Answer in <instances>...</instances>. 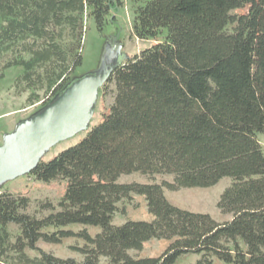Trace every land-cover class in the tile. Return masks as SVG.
I'll use <instances>...</instances> for the list:
<instances>
[{"label": "trees", "instance_id": "1", "mask_svg": "<svg viewBox=\"0 0 264 264\" xmlns=\"http://www.w3.org/2000/svg\"><path fill=\"white\" fill-rule=\"evenodd\" d=\"M113 4L122 6L0 0V79L22 67L15 92L28 93L29 105L50 97L45 109L75 81L88 9L102 29ZM246 5L248 14H231ZM163 29V42L128 57L100 88L115 84L110 113L79 144L41 159L27 174L67 182L59 211L37 218L26 212L28 198L0 187V264H177L188 254L200 257L196 264H264V152L257 139L264 135V0H148L135 18V37L156 39ZM134 173L171 175L173 182H119ZM224 178L233 182L217 208L233 216L229 222L177 207L165 195L211 188ZM133 195L145 198L155 219L115 225V216L125 214L119 204ZM11 224L19 228L15 238ZM73 225L100 232L66 230ZM70 237L86 243L75 248L81 262L37 246ZM153 239L171 241L160 257L129 254ZM27 249L40 256L31 258Z\"/></svg>", "mask_w": 264, "mask_h": 264}, {"label": "rangeland", "instance_id": "2", "mask_svg": "<svg viewBox=\"0 0 264 264\" xmlns=\"http://www.w3.org/2000/svg\"><path fill=\"white\" fill-rule=\"evenodd\" d=\"M147 1L121 0L122 6L113 4L115 6L111 8L102 29L98 27L96 20L90 15L91 9H88L84 16L86 31L83 39V61L72 74L71 78L73 81L84 76L100 74L106 68L114 69L120 67L128 57L139 54L142 50L165 40L168 34L167 29L161 30L156 39L149 40H139L133 33L134 21L138 10ZM249 9L250 6L246 5L241 9L232 11L231 14L234 16L246 15ZM232 28L233 26H229L228 30L231 31ZM1 64L2 62H0V66ZM22 73V67H12L5 72V77L0 79V146L4 142L6 136L4 134L6 132L14 131L19 123L30 119L40 112L50 99V97L43 96L39 102L33 105L27 104L28 93L18 95L14 90L15 81ZM115 94L116 87L114 83H109L104 90L99 91L89 130L98 125L103 117L110 113ZM20 120L21 122H19ZM89 130L82 131L73 138L59 142L43 156L42 160L48 162L63 151L76 146L86 137ZM257 139L264 152V135L258 134ZM163 181L173 182V176H150L134 173L123 175L119 179L120 183L125 184H161ZM232 182L230 178H224L211 188L182 189L176 192L165 189V195L173 205L182 209L216 214L218 212L221 213L217 208L220 196ZM66 188L67 182L63 180L44 183L26 175L5 183L2 191L16 197L28 198L30 204L26 212L37 218H43L54 211H59L58 205L65 194ZM119 207L121 210H125V214H117L114 218V224L128 215L136 218L142 217L145 214L147 203L143 196L133 195L132 199L122 201ZM85 229L91 236H95L100 232L99 228L81 225H73L66 228V230H71L75 233ZM8 230L14 238L19 235V228L14 224L9 225ZM85 244L82 239L70 237L64 239L61 244H48L40 241L37 246L44 252L51 253L56 257L62 259L73 258L81 262L84 257L75 248L84 247ZM26 253L31 258L40 256L38 251L29 249L26 250ZM101 262L106 264L104 259Z\"/></svg>", "mask_w": 264, "mask_h": 264}, {"label": "water", "instance_id": "3", "mask_svg": "<svg viewBox=\"0 0 264 264\" xmlns=\"http://www.w3.org/2000/svg\"><path fill=\"white\" fill-rule=\"evenodd\" d=\"M113 68L74 81L56 101L5 136L0 146V187L26 176L59 142L89 129L100 88Z\"/></svg>", "mask_w": 264, "mask_h": 264}, {"label": "crops", "instance_id": "4", "mask_svg": "<svg viewBox=\"0 0 264 264\" xmlns=\"http://www.w3.org/2000/svg\"><path fill=\"white\" fill-rule=\"evenodd\" d=\"M21 122V120L19 121ZM13 131H8L4 135H7ZM201 213H206V212H201ZM213 219H215L219 223H224V222H229L232 220L233 216L229 214H222V213H211L210 214ZM155 219V217L151 214L148 213V210L146 208L145 214L142 217H132L128 215L127 217L121 219L119 222H115V225L121 226L124 223H126L128 220L132 221H147L151 222ZM171 241L168 240H150L144 244L143 250L142 251H130L129 254L134 257V258H157L160 257L165 250L168 248L170 245ZM200 259L198 255L194 254H188L180 257L177 261V264H196L197 261ZM213 264H224L223 262L214 259Z\"/></svg>", "mask_w": 264, "mask_h": 264}, {"label": "flooded vegetation", "instance_id": "5", "mask_svg": "<svg viewBox=\"0 0 264 264\" xmlns=\"http://www.w3.org/2000/svg\"><path fill=\"white\" fill-rule=\"evenodd\" d=\"M104 72H105V70L102 73H104Z\"/></svg>", "mask_w": 264, "mask_h": 264}]
</instances>
